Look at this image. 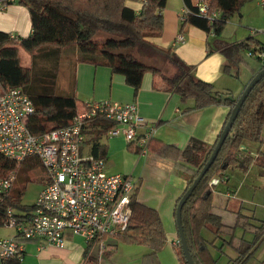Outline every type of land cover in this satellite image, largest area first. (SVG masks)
Wrapping results in <instances>:
<instances>
[{
    "label": "trees",
    "instance_id": "16d2710c",
    "mask_svg": "<svg viewBox=\"0 0 264 264\" xmlns=\"http://www.w3.org/2000/svg\"><path fill=\"white\" fill-rule=\"evenodd\" d=\"M127 0H15L26 6L31 15L32 34L27 38L12 39L0 32V86L2 92L11 88H22L35 106V115L29 122L30 129L38 127L40 132L63 129L69 126L81 108L74 95H60L57 90L63 52L72 46L89 48L88 53L78 51L76 63H88L109 67L113 74L124 76L126 84L137 93L147 72L161 79L167 92L178 94L183 101L195 100L198 110L211 106H228L230 114L237 102L230 91H217L212 84L197 79L187 66L170 49H162L150 42L163 32L162 11L167 0H145L140 14L126 6ZM188 8L195 9L191 0H184ZM246 0H212V8L222 12V18L214 24L195 16L187 17L186 23L201 28L208 34L220 36L230 19ZM12 2L8 3L10 5ZM23 48L32 58L30 69L23 68L19 56ZM264 45L243 41L231 45L223 53L239 65L245 52L263 50ZM142 58L162 63L163 69L154 63H145ZM259 61L253 72L254 77L264 69V60ZM256 61V62H257ZM228 122V121H227ZM92 124L102 127L101 133L114 130L117 125L103 117ZM227 124V123H226ZM225 124V126H226ZM33 131V130H32ZM264 131V78L255 86L245 101L233 127L226 139L215 163L203 177L191 197L182 209V224L187 245L195 264H218L210 248L220 250L228 248L234 257L228 264H249L264 244V224L257 229L254 241L248 242L235 234L236 227L228 226L222 218L213 213L212 192L208 183L215 175H224L228 169L247 172L253 165L264 168V157L240 155L247 143H262ZM219 140V138H218ZM218 140L216 144L218 143ZM154 138L149 142L148 152L154 150ZM198 140L180 150L174 146L158 145L155 152L173 162L183 160L194 167L196 172L188 188L198 177L213 150ZM95 155L106 159L105 151L95 146ZM41 168L37 158L16 163L0 155V179L11 172ZM14 186V185H13ZM13 186L0 204V226L5 224L8 207L18 209L26 216H17L20 222H29L34 207L20 204L24 189L13 192ZM187 188V190H188ZM186 190V191H187ZM137 191L132 200V217L127 231L116 236L118 242L141 244L158 251L166 242V233L159 214L154 209L138 202ZM185 191V192H186ZM1 198V196H0ZM181 199V198H180ZM178 200V202L180 201ZM177 202V205H178ZM177 208V206H176ZM211 229L215 238L208 241L202 235L205 228ZM228 237V239H226ZM220 239L222 245H215ZM181 264H188L181 245L176 247ZM7 264H20L17 258H11Z\"/></svg>",
    "mask_w": 264,
    "mask_h": 264
},
{
    "label": "crops",
    "instance_id": "0c3cea01",
    "mask_svg": "<svg viewBox=\"0 0 264 264\" xmlns=\"http://www.w3.org/2000/svg\"><path fill=\"white\" fill-rule=\"evenodd\" d=\"M14 1L0 9V32L8 34L15 40L27 38L32 34L30 11L26 6ZM144 2L145 0H127L126 6L138 15ZM257 4L260 5L259 0ZM187 8L184 0H167L166 7L162 11V35L151 38L150 42L159 48L170 49L192 68L191 72L197 79L212 84L217 91H230L234 97L239 98L253 78V72L259 61L254 59L248 63L241 56L242 62L235 65L233 61L227 59L223 50L243 41L230 42L229 37L226 36V26L222 34L216 36L186 23L183 16ZM179 35L185 37L183 43L177 42ZM257 43L264 45L260 41ZM245 55L249 57L248 53ZM19 56L22 67L30 69L32 66L30 54L19 48ZM77 56L78 51L63 52L57 85L60 95H74L79 108L102 102L136 103L140 115L146 119L148 126L156 127L153 137L156 142L154 150L142 155L137 143L129 144L124 136H112L110 131L102 134L103 129L100 125L89 123L85 130L87 139L82 151L84 154L97 157L94 148L98 146L99 155L102 151L106 153L108 174L129 175L134 179L138 190V202L157 211L164 226L167 242L161 250L155 251L146 245L127 244L118 242L117 237H106L105 250L102 251L97 245L88 244L82 237L68 232L65 235V247L57 248L46 244L40 238H24L15 228L6 224L0 226V239H13L18 243L22 255L20 261L17 258L20 264H181L176 251V247L180 244L176 206L187 190L196 169L183 160L173 162L163 158L155 152V148H159L158 145H166L183 150L191 140L195 139L211 149L229 120L230 108L221 105L198 110L195 108L194 99L183 101L178 94L167 92L161 79L155 78L150 72L144 75L141 88L136 93L126 84L124 76L113 74L106 66L76 63ZM33 128V132H40L38 127ZM144 132L146 130H139L140 135ZM241 154L255 158L264 157L262 151L252 143H247ZM259 168L264 170L262 167ZM41 169L42 167L27 170L22 166L16 172L13 192L24 189L25 193L27 182L31 181V176L40 177ZM232 170L235 172H230L228 169L224 173L229 178L228 181L210 187V181L219 176L215 175L208 183L212 192L213 213L220 216L224 224L236 227L235 234L239 238L251 242L257 234L256 226L253 224V217L242 212L243 204H246L247 200L245 192L249 189L245 179L249 174L248 171ZM238 172L244 173L243 181ZM231 203L234 205V221L228 223L225 221L223 211H228ZM34 204L31 207H34ZM17 215L26 216L21 211L17 212ZM238 229H242L240 230L242 235L237 234ZM205 232L215 238L208 227L202 231L204 238H207ZM250 236L252 239H248ZM211 239L208 241L213 240ZM215 245L220 248L221 240L216 239ZM263 247L264 244L249 264L255 263ZM210 250L218 259V264L222 259H226L225 264H228L230 258L234 257L226 247L222 248L223 253L219 252V249L210 248Z\"/></svg>",
    "mask_w": 264,
    "mask_h": 264
},
{
    "label": "built area",
    "instance_id": "2783aa9c",
    "mask_svg": "<svg viewBox=\"0 0 264 264\" xmlns=\"http://www.w3.org/2000/svg\"><path fill=\"white\" fill-rule=\"evenodd\" d=\"M10 2L13 0H0V9ZM191 3L195 11L187 8L185 21L192 14L210 24L221 20L222 12L212 8V0H191ZM259 4L264 7V0H259ZM184 41L185 37L179 35L177 42ZM248 56L264 60V48L248 52ZM34 115L33 101L22 88L7 89L0 95V155L19 164L30 158H37L42 164L40 177H34L42 187L30 221L20 222L17 212L8 207L5 224L24 238H40L57 248L65 247V235L70 232L104 251L106 237L127 231L137 185L129 175L108 174L105 159L83 153L86 127L103 117L118 127L110 135H122L129 144L137 143L142 155L148 154L156 127L148 126L136 103L86 105L69 126L38 133L29 126ZM139 130L146 132L140 135ZM228 179L225 175L218 176L209 186H218ZM15 180V172L0 179V204ZM20 249L13 239H0V264H7L11 258L20 261Z\"/></svg>",
    "mask_w": 264,
    "mask_h": 264
},
{
    "label": "rangeland",
    "instance_id": "374dc122",
    "mask_svg": "<svg viewBox=\"0 0 264 264\" xmlns=\"http://www.w3.org/2000/svg\"><path fill=\"white\" fill-rule=\"evenodd\" d=\"M226 36L229 37L230 42L249 41L252 42V45H255L257 41L264 43V7L258 5L257 0L244 1L240 5L239 10L234 13L228 20L226 24ZM66 50H74L79 52L83 50L84 53H88L87 50L90 51L89 48L78 46H72ZM66 53L71 54V52ZM246 53L247 52H245L243 55L244 59L248 63L254 61V59H250L249 57H247L245 55ZM142 60L145 63H154L155 65L163 69L165 73L168 71L162 63H155V61H150L145 58H142ZM1 91L2 87L0 86V93ZM252 144L256 145L257 149H260L264 154V135L261 144ZM229 170L230 172L234 171L232 169ZM237 174L242 177L241 180L243 181V177L245 176L244 173L238 172ZM248 174L249 175L245 180H247L249 189L245 192L247 200L245 202L246 204H243L244 208L242 212L245 215L252 216L253 224L256 226V230H260L262 224H264V170L256 166H252L248 170ZM253 186L256 188H254ZM41 187L42 184L38 182L33 176H31V181H28L26 184L25 193L20 200V204L24 207H31L35 203L38 194L40 193ZM233 207L234 205L233 203H231L229 206V210L223 211L225 221H227L228 223H232L234 221ZM16 211L20 212V210L18 209H16ZM240 230L242 229L237 230V234L242 235ZM205 235V237H207V240L213 237V235H210L208 232H205ZM248 239H252L251 236ZM261 250L262 251L258 254L257 258L255 259V263L253 262V264L264 263V247ZM225 262H227V260L222 259L220 261V264H225Z\"/></svg>",
    "mask_w": 264,
    "mask_h": 264
},
{
    "label": "water",
    "instance_id": "95a60500",
    "mask_svg": "<svg viewBox=\"0 0 264 264\" xmlns=\"http://www.w3.org/2000/svg\"><path fill=\"white\" fill-rule=\"evenodd\" d=\"M264 78V69H262L261 71H259L251 80L250 82L247 84V86L245 87V89L243 90L242 94L239 96V98L237 99V102L235 104V107L233 108L231 115L229 117V120L224 128V130L222 131L218 143L216 144L215 149L213 150L210 158L208 159V161L205 163V165L203 166L202 170L200 171L198 177L194 180V182L192 183V185L188 188V190L183 194V196L181 197L180 201L178 202L177 208H176V223H177V228H178V234H179V240H180V245L182 247L184 256L186 258V261L188 264H195L191 253L189 251L188 245H187V241H186V237H185V233H184V228H183V224H182V209L184 207V205L186 204V202L188 201V199L191 197V195L193 194V192L195 191V189L197 188V186L199 185V183L201 182V180L203 179V177L206 175V173L209 171V169L212 167V165L215 163L226 139L228 138L232 127L245 103V101L247 100L248 96L250 95V93L252 92V90L255 88V86Z\"/></svg>",
    "mask_w": 264,
    "mask_h": 264
}]
</instances>
